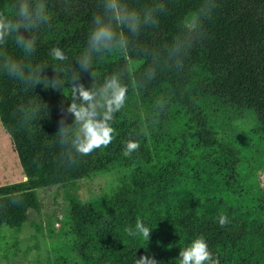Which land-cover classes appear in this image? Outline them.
Listing matches in <instances>:
<instances>
[{"label":"trees","instance_id":"obj_1","mask_svg":"<svg viewBox=\"0 0 264 264\" xmlns=\"http://www.w3.org/2000/svg\"><path fill=\"white\" fill-rule=\"evenodd\" d=\"M13 2L0 0V9H10ZM200 3L169 0L160 27L142 33L139 42L154 47L170 43L181 19ZM216 3L183 68L158 73L146 87L130 89L113 122L111 144L73 167L59 165L60 148L54 143L61 105L67 107L70 98L42 85L26 92L0 74V119L27 176L23 182L0 185V226L20 230L31 220V211L39 213V188L130 169L128 181L114 193L92 201L72 198L80 245V261L74 264H135L143 255L154 256L160 264H177L181 247L199 236L207 241L214 264H264V0ZM47 6L52 28L34 33L37 51L32 62L57 63L49 55L53 47L62 48L74 61L86 45L95 0H67L66 7L65 0H47ZM6 49L23 58L12 40ZM122 64L115 55L98 65L100 80ZM45 71L50 78L55 75L51 65ZM80 82L91 85L88 73L81 74ZM161 96L169 103L156 120L154 104ZM29 102L41 106L30 131L12 115ZM248 111L256 113L257 125L225 136ZM72 119L69 116L68 122ZM129 139L138 140L140 148L125 157ZM34 159L42 166L34 165ZM13 196L22 202L12 204ZM221 214L229 219L225 227L218 224ZM137 218L153 226L148 242L125 232L134 228Z\"/></svg>","mask_w":264,"mask_h":264},{"label":"clouds","instance_id":"obj_2","mask_svg":"<svg viewBox=\"0 0 264 264\" xmlns=\"http://www.w3.org/2000/svg\"><path fill=\"white\" fill-rule=\"evenodd\" d=\"M168 3L169 0H148L143 4L133 0H95L96 11L92 15L85 47L71 62L62 48L53 47L49 55L57 62L55 64L33 63L31 59L37 51L34 33L45 27L52 28L47 0H14L10 9H0V74L17 81L26 92L42 85L44 89L62 91L71 100L67 107L61 105V119L54 135V143L60 148V166H76L80 158L111 144L116 131L113 122L116 114L124 109L129 90L146 87L158 73L181 70L191 48L202 38L204 22L211 18L217 7L216 0H201L194 12L181 19L178 34L170 43L159 47L141 44L142 33L160 27L161 15L169 11ZM9 40L23 53V58L17 59L8 53ZM115 55L122 58V66L104 75L101 81L97 66ZM49 65L55 73L52 78L45 71ZM82 73H88L90 86L80 82ZM168 103L164 96L156 99L154 119H159ZM40 111L39 104L29 102L18 106L12 115L30 131L33 122L40 118ZM69 116L73 117L70 123ZM139 148L138 140L129 139L122 154L131 157ZM33 164L42 166L38 159H34ZM21 202L19 197L11 198L14 205ZM217 219L221 227L229 223L224 214ZM152 227L137 218L134 228L128 227L125 232L148 242ZM176 259L177 264H214L213 253L203 236L192 240L187 247H181ZM135 264L160 262L154 256L143 255L136 258Z\"/></svg>","mask_w":264,"mask_h":264},{"label":"rangeland","instance_id":"obj_3","mask_svg":"<svg viewBox=\"0 0 264 264\" xmlns=\"http://www.w3.org/2000/svg\"><path fill=\"white\" fill-rule=\"evenodd\" d=\"M258 123L254 111L236 119L224 131L231 137ZM130 169H118L77 180L73 184L39 188L41 211H31V220L20 230L0 226V264H74L80 261V245L75 231L78 209L72 198L92 201L112 194L128 181ZM27 179L12 137L0 119V185ZM33 212V213H32Z\"/></svg>","mask_w":264,"mask_h":264}]
</instances>
